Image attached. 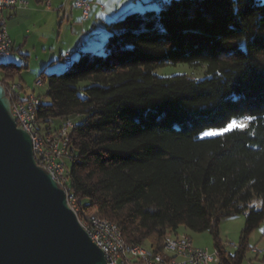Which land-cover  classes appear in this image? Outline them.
Instances as JSON below:
<instances>
[{"label": "trees", "instance_id": "16d2710c", "mask_svg": "<svg viewBox=\"0 0 264 264\" xmlns=\"http://www.w3.org/2000/svg\"><path fill=\"white\" fill-rule=\"evenodd\" d=\"M145 4L156 11H126L106 23L99 52L40 74L47 101L37 95L38 131L50 136L72 124L64 190L79 222L107 219L126 244L154 252L179 228L209 232L218 264H241L248 235L264 220V208L251 205L264 201V3ZM176 64L202 66L205 77L153 74ZM24 69L0 63L1 83L15 82ZM54 120H62L60 127H52ZM239 214L240 244L228 254L218 224Z\"/></svg>", "mask_w": 264, "mask_h": 264}, {"label": "water", "instance_id": "95a60500", "mask_svg": "<svg viewBox=\"0 0 264 264\" xmlns=\"http://www.w3.org/2000/svg\"><path fill=\"white\" fill-rule=\"evenodd\" d=\"M0 264H106L64 189L36 164L1 85Z\"/></svg>", "mask_w": 264, "mask_h": 264}, {"label": "crops", "instance_id": "0c3cea01", "mask_svg": "<svg viewBox=\"0 0 264 264\" xmlns=\"http://www.w3.org/2000/svg\"><path fill=\"white\" fill-rule=\"evenodd\" d=\"M17 1L25 4L3 13L12 41V50L0 63L26 65L24 70L31 67L33 74L38 78L42 72L48 74L47 72L66 70L68 65L62 60L64 56L69 55L73 61L82 53L100 50L107 35V30L102 31L101 26V30L97 29L96 32V24L101 15L104 14L111 21L126 11L145 13L152 6L145 4L146 0H121L110 12H104L103 7H90L88 17L83 21L80 9L74 6V0ZM151 8V11H154V7ZM4 59L6 60L2 62ZM20 74L19 81L23 82ZM42 86L34 87L32 91L24 90V93H35V89Z\"/></svg>", "mask_w": 264, "mask_h": 264}, {"label": "built area", "instance_id": "2783aa9c", "mask_svg": "<svg viewBox=\"0 0 264 264\" xmlns=\"http://www.w3.org/2000/svg\"><path fill=\"white\" fill-rule=\"evenodd\" d=\"M24 4V2L17 0H0V61L2 58L8 56L12 50V41L8 35L6 19L3 13L13 11ZM74 6L80 9L81 19L83 21L86 20L90 11L89 3L85 0H74ZM68 58H70L69 55L64 56L62 58L63 62H67ZM0 85L4 88L6 97L11 104V114L15 119L17 127L27 132L31 138L32 152L36 164L50 174L54 181H62V188L64 189L62 151H65L64 134L71 128V122H64L57 134L42 136L38 131L37 124L36 129L28 128L29 107H33L35 102H39L34 92L25 94L24 89L7 87L1 82ZM35 87H38L36 82ZM242 120L244 123L247 122L246 118ZM66 199L67 203L68 201H73L72 197L68 196L67 193ZM89 238L101 250L104 257H106V264H125L120 258H113V248H115L113 237L106 235L105 238H98L96 235H89ZM187 242H191V240L169 241L167 242V248L161 251L164 253L166 250L178 251V257H183V264H210V262H219L220 255L217 249L209 252L207 249L201 248L198 252H189ZM131 249L134 255L143 256V264L147 262L144 252L136 250L133 245ZM168 260L173 259L167 258V263L158 264H168Z\"/></svg>", "mask_w": 264, "mask_h": 264}, {"label": "rangeland", "instance_id": "374dc122", "mask_svg": "<svg viewBox=\"0 0 264 264\" xmlns=\"http://www.w3.org/2000/svg\"><path fill=\"white\" fill-rule=\"evenodd\" d=\"M89 3V6L94 9H101V7L105 8L104 12H110L112 9L118 5L121 0H85ZM136 1V0H133ZM264 3V0H261ZM151 7L156 11L157 6L152 4ZM151 7L148 8L147 11H151ZM103 12V11H102ZM101 12V14H102ZM142 14L144 12H141ZM91 16V14H90ZM98 17V16H96ZM93 16L91 17V19ZM110 20L107 19L104 14L99 17V20L96 24V32L97 29L102 27V31H106V23ZM101 30V29H100ZM103 43V42H102ZM101 45V44H100ZM98 50L97 52H99ZM4 59L2 62H4ZM33 66V65H32ZM49 74V72H47ZM153 74L157 77L162 78H170L176 76H186L192 79L201 80L205 77V68L204 67H191L187 64H176V65H163L156 67L153 70ZM23 82L19 81V78L16 77L14 79L15 82H11V84L19 86V89L24 88V90L32 91L35 87L36 79L38 78L33 74L32 68L29 67L27 70H24L20 74ZM1 73H0V82H1ZM8 84V83H7ZM42 84V82H41ZM43 85V84H42ZM6 86V84H5ZM36 88V87H35ZM46 85L44 84L41 88L35 89L36 95L40 96V100L42 102H46L47 99L44 97L46 93ZM83 117H75L71 121L73 124H78L82 121ZM62 124V120H54L52 122L53 128H58ZM235 122H231L227 128L225 129H211L206 130L200 134V137H212L215 136L225 130L230 129ZM205 133H214L211 135H206ZM66 156L64 155L62 160L65 164L69 165L68 161L65 160ZM66 167V165H65ZM66 174V173H65ZM67 180L65 177V184ZM65 191V190H64ZM251 205L257 209L264 208V201L254 198L252 200ZM70 206V205H69ZM73 208V205L70 206ZM74 211V210H73ZM245 225V216L243 214L233 215L231 217L223 218L217 228L218 240L221 245L224 247L228 254H234L240 244L241 233ZM179 236L185 235L191 240V243L194 247L207 249L209 252H213L215 250L213 237L209 232L204 233H193L189 230L179 228L178 230ZM247 249L245 251V255L241 264H264V220L256 227L247 237Z\"/></svg>", "mask_w": 264, "mask_h": 264}, {"label": "bare ground", "instance_id": "6f19581e", "mask_svg": "<svg viewBox=\"0 0 264 264\" xmlns=\"http://www.w3.org/2000/svg\"><path fill=\"white\" fill-rule=\"evenodd\" d=\"M66 64H70V58L67 59ZM36 84L38 86H41V79H36ZM7 87H17L19 89V86L13 85L11 83L6 84ZM38 102H35L33 104V107H29L28 110V128L29 129H36V122H35V115H34V109L37 106ZM67 147V132L64 134V150H66ZM65 154V151H62V158ZM65 172L66 167L63 162V179L65 180ZM59 186L62 187V181H56ZM69 206V204H68ZM70 208V206H69ZM74 208V207H73ZM71 209L72 211L74 209ZM75 214V212L73 211ZM76 215V214H75ZM78 220V219H77ZM79 225L81 228L85 231V233L88 235H96L98 238H105L107 235L108 237H113V241L115 244V248H113V258H120V260L125 264H143V256L141 255H134V252L131 249V245H128L125 243L121 232L119 228L112 222L108 221L107 219H101L97 217H92L86 222H79ZM182 240H190L186 236H178V237H172L168 236L165 237L162 241L161 248L158 252H154L149 247H144L141 245H133V247L136 248L138 251L144 252L147 262L145 264H158V263H167L168 264H183V257H178V251L176 250H166L165 253L161 250H165L167 248V242L169 241H182ZM187 249H189V252H198V247H194L191 242H187ZM106 262V257H104ZM210 264H218V262H210Z\"/></svg>", "mask_w": 264, "mask_h": 264}, {"label": "snow or ice", "instance_id": "6c2138e0", "mask_svg": "<svg viewBox=\"0 0 264 264\" xmlns=\"http://www.w3.org/2000/svg\"><path fill=\"white\" fill-rule=\"evenodd\" d=\"M231 127V126H230ZM206 135H211V134H214V133H205Z\"/></svg>", "mask_w": 264, "mask_h": 264}]
</instances>
